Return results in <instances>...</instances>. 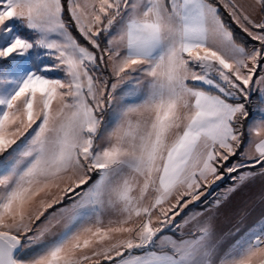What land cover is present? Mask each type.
<instances>
[{
	"label": "snow or ice",
	"instance_id": "snow-or-ice-1",
	"mask_svg": "<svg viewBox=\"0 0 264 264\" xmlns=\"http://www.w3.org/2000/svg\"><path fill=\"white\" fill-rule=\"evenodd\" d=\"M257 178L264 0H0V264H264Z\"/></svg>",
	"mask_w": 264,
	"mask_h": 264
},
{
	"label": "rangeland",
	"instance_id": "rangeland-1",
	"mask_svg": "<svg viewBox=\"0 0 264 264\" xmlns=\"http://www.w3.org/2000/svg\"><path fill=\"white\" fill-rule=\"evenodd\" d=\"M240 2L248 4L251 0H240ZM19 31L21 34L26 33V30L23 28H20ZM48 62L47 60L45 61V63ZM56 75L61 74L56 73ZM234 174L235 173H233V175ZM233 183L231 179L217 181L216 184L212 186L215 191L208 196V201L212 202L216 195L223 194L229 187L228 184ZM201 199H203V197ZM196 203L199 202H194L193 205H189V208L194 211H203L206 207L211 206L209 203L208 205H201L200 208H196ZM185 211H187V209ZM262 216H264V181L257 178L255 182L236 192L217 215L216 229L218 238H221L226 245L233 239V236L229 235L230 233L235 234L238 230L243 233L256 224Z\"/></svg>",
	"mask_w": 264,
	"mask_h": 264
},
{
	"label": "trees",
	"instance_id": "trees-1",
	"mask_svg": "<svg viewBox=\"0 0 264 264\" xmlns=\"http://www.w3.org/2000/svg\"><path fill=\"white\" fill-rule=\"evenodd\" d=\"M233 28H234V30L236 31V33H237V35H239V36H244V34L243 33H241L240 31H239V29H236L235 28V25H233ZM255 95V94H254ZM235 175V174H234ZM227 185V184H226ZM230 185H232V184H228V186H230ZM202 209V208H201Z\"/></svg>",
	"mask_w": 264,
	"mask_h": 264
},
{
	"label": "crops",
	"instance_id": "crops-1",
	"mask_svg": "<svg viewBox=\"0 0 264 264\" xmlns=\"http://www.w3.org/2000/svg\"><path fill=\"white\" fill-rule=\"evenodd\" d=\"M180 218L179 217H177V220H179Z\"/></svg>",
	"mask_w": 264,
	"mask_h": 264
}]
</instances>
